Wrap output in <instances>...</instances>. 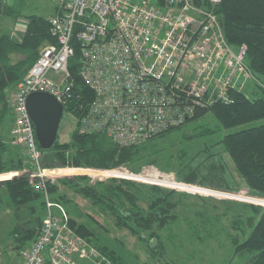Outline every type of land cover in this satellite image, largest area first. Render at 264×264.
<instances>
[{
  "label": "trees",
  "instance_id": "16d2710c",
  "mask_svg": "<svg viewBox=\"0 0 264 264\" xmlns=\"http://www.w3.org/2000/svg\"><path fill=\"white\" fill-rule=\"evenodd\" d=\"M213 9L219 16L228 43L234 48L246 44L245 62L256 76L253 81L247 80L233 87L231 101H214L207 108L199 109L193 118L181 125L138 143L120 144L113 141L106 132H80L77 126L72 130L69 140L62 141L57 134L54 143L48 148L42 147L37 140L43 153L42 166L56 167L53 170L63 174L47 179L51 197L66 206L70 214V225L106 253L111 264L132 263L117 249L103 242L86 221L77 220L76 209L70 206L72 199L68 190L79 192L94 204L108 210L114 216L117 226L129 229L139 239L144 240L152 255L161 254L166 250L162 231L181 217L182 208L191 209L185 199L191 194L200 198L207 197L200 193L168 187L173 185L157 180L160 177L164 181L161 175L169 174L172 170L175 171L176 178L172 176L168 181L173 183L187 186L197 185L192 183L207 184L216 188L199 185L205 189L199 192L214 195L209 191H221L250 201L241 203L249 210L236 213L232 226L237 229L228 230V234L234 254L242 256L245 264H264V122L229 130L264 117V0H220ZM22 15L26 13H22L16 3L0 0V125L7 114L12 122L15 120L9 100L10 89L24 78L37 59L41 46L56 40L48 15L42 13L32 12L25 16L26 25L19 37L3 30L5 16H10L15 23L18 18H23L20 17ZM75 45V53L70 58L69 65L75 78L74 88L78 96L66 102L64 110L79 116L88 101L94 97V91L78 73L80 49L77 43ZM17 53L20 54L18 58L15 55ZM208 112L216 119L215 126L197 121L191 127L185 128L181 134L186 141L197 137L208 138L203 149L196 154L183 148L164 150L160 140L166 133L182 128L188 122L193 123ZM223 128L228 130L216 138ZM218 144L230 155L251 194L228 191L235 188L236 179L231 176L226 161L216 151ZM197 157L206 158L201 163L203 169L195 163ZM131 164V168L136 171L146 164L157 166L159 171L154 177L144 175L146 178L143 179L153 182L116 176L88 182L86 178L89 175L82 173L99 169L106 171L105 175H113L115 173L111 171L116 170L113 168ZM29 165L26 154L16 148L12 137H5L0 131V172L3 179L0 180V200L13 210L16 223L11 234L17 248L28 245L35 238L45 215L43 193L30 183L28 172L22 171L15 175L16 170H23ZM62 185L67 186V190H61ZM219 200L229 201L225 198ZM197 213L201 217L199 221L193 220L198 225L197 230L201 226L206 231V237L213 233L209 232L210 228L218 230L215 219H219V214H212L208 207L198 210Z\"/></svg>",
  "mask_w": 264,
  "mask_h": 264
},
{
  "label": "built area",
  "instance_id": "2783aa9c",
  "mask_svg": "<svg viewBox=\"0 0 264 264\" xmlns=\"http://www.w3.org/2000/svg\"><path fill=\"white\" fill-rule=\"evenodd\" d=\"M219 2L55 0L48 20L56 40L41 46L9 94L12 139L27 152L26 171L43 193L45 215L35 238L16 249L15 260H4L0 248V264H111L70 225L66 206L51 197L47 179L54 175L46 170L56 167L41 164L28 94L49 91L64 108L78 96L69 65L77 43L78 73L94 91L81 115L69 111L80 132H106L117 143H138L181 125L214 101H231V89L256 76L245 62L246 44L228 43L213 9Z\"/></svg>",
  "mask_w": 264,
  "mask_h": 264
},
{
  "label": "rangeland",
  "instance_id": "374dc122",
  "mask_svg": "<svg viewBox=\"0 0 264 264\" xmlns=\"http://www.w3.org/2000/svg\"><path fill=\"white\" fill-rule=\"evenodd\" d=\"M6 1L11 4L16 3L18 9L22 13H26V15L20 16L23 18H18L15 23H13L12 18L10 16L4 17L3 30L8 31L14 37H19L21 35L26 25V17L29 13L35 12L42 13L44 15H49L55 9V0ZM15 55L16 58L20 56L19 53ZM14 88L15 86L10 89V92H12ZM197 121L200 124L204 123L209 124L211 126L216 125V119L211 113L208 112L199 119H195L193 123L188 122L186 126L182 128H176L166 133L160 140V144L164 148V150H178L180 148H183L188 150L191 154H196L198 150L203 149L205 142L209 140L208 138L197 137L186 141L184 136L181 135L185 128L196 123ZM261 122H264V117L235 127H231L229 128V130ZM76 124V116L72 115L68 110H64L58 127V134L60 140H69L71 132L76 127ZM13 125L14 122H12L10 116L7 114L5 120L0 125V131L5 137H12L11 129ZM227 130V128H223L220 132L217 133L216 138H219V136ZM14 144L16 148L20 149L21 152H23V154H26L27 156V152L21 144ZM215 149L216 151H218V154H220L226 161L229 173L232 174L231 176L239 182L238 183L235 181V188L228 189V191L245 192L247 194H251L248 187L243 183L242 178L239 176L234 166V163L230 158V155L223 149V146L218 144ZM27 160H29L28 156ZM204 161H206V158L204 159L197 157L195 163L200 166L201 169H203V164L201 163ZM28 167H31V165H29ZM131 167L132 164L120 165L116 168H113L116 169L111 171L112 173H115L113 175H105L104 173L106 171H102L99 169H90L91 174L87 172L82 173L89 175V178H86V181L88 182L96 181L99 179H107L111 176L132 178L143 182H153L148 179H143L146 178L144 175L154 177L155 173L159 171L158 167L153 164L143 165L142 169L138 171ZM17 171H19L18 173L26 171V167H24L23 170ZM168 173L169 174H159L162 176L164 181L160 180V177H158L159 179L157 180L160 182H165L169 185H173H166L168 187H175L177 189L190 191L191 193H200L206 195L207 197L200 198L196 194H191L185 199V201L190 205L191 209L182 208L181 217L174 223L169 224L167 228L162 231L166 244V250L163 253L161 252V254L152 255L146 242L144 240L139 239V237L133 234L129 229L117 226L115 223L114 216L108 210L103 209L100 205L94 204L88 197L84 196L79 192L72 191L71 189L68 190L69 195L72 199V203L70 204V206L76 209L75 216L78 221H86L89 225L93 227L94 231L103 242L109 244L110 247H114L115 249H117V251H119L124 256V258H126V260H128V262L132 264H245V259L242 256L234 254L233 244L228 234V230L235 231L237 229L232 226L233 219L235 218L234 216L236 215V213H239L241 211L248 212L249 209L241 203L250 201L236 198V196H232L221 191H209L211 193H214V195L199 192L205 191V189L201 188L199 185L210 188L216 187H211L207 184L202 185L198 183H192L197 184L194 186H187L183 183H173L171 181H168V179H172V176L176 178V173L174 170ZM59 176H63V174L54 175V178H57ZM1 179L2 174L0 172V180ZM179 181L185 182L182 180ZM66 187L62 185L61 190H67ZM219 198H225L229 201L223 202L220 201ZM214 205L217 207L214 208ZM205 207H208L211 210L212 214L217 213L220 215L219 219H215V224L216 226H218V230L210 228L209 232L213 233L207 237L205 236L206 231L202 230L201 226L200 229L197 230L196 221H193H199L201 219L200 215L197 212L198 210H203ZM15 223L16 219L14 217L13 210L7 205L6 202L0 200V248L4 249L5 252L11 249H14L15 252L16 249H18L16 246V242L14 241L13 236L11 234V230L14 228Z\"/></svg>",
  "mask_w": 264,
  "mask_h": 264
},
{
  "label": "water",
  "instance_id": "95a60500",
  "mask_svg": "<svg viewBox=\"0 0 264 264\" xmlns=\"http://www.w3.org/2000/svg\"><path fill=\"white\" fill-rule=\"evenodd\" d=\"M27 108L34 122L38 142L44 148L50 147L57 138L64 112L63 103L49 91L33 90L27 96Z\"/></svg>",
  "mask_w": 264,
  "mask_h": 264
},
{
  "label": "crops",
  "instance_id": "0c3cea01",
  "mask_svg": "<svg viewBox=\"0 0 264 264\" xmlns=\"http://www.w3.org/2000/svg\"><path fill=\"white\" fill-rule=\"evenodd\" d=\"M3 257H4V260H6V261L15 260L16 259V251L14 252V249H11L7 252H4ZM83 264H91V263L89 261L84 260Z\"/></svg>",
  "mask_w": 264,
  "mask_h": 264
},
{
  "label": "bare ground",
  "instance_id": "6f19581e",
  "mask_svg": "<svg viewBox=\"0 0 264 264\" xmlns=\"http://www.w3.org/2000/svg\"><path fill=\"white\" fill-rule=\"evenodd\" d=\"M46 173L49 174V175H60L61 171H56V170H53V169H48V170H46Z\"/></svg>",
  "mask_w": 264,
  "mask_h": 264
}]
</instances>
